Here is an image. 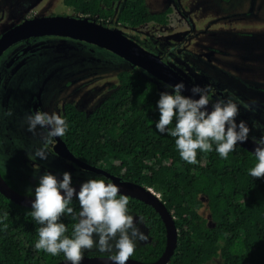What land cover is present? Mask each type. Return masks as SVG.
Listing matches in <instances>:
<instances>
[{
    "label": "trees",
    "instance_id": "obj_1",
    "mask_svg": "<svg viewBox=\"0 0 264 264\" xmlns=\"http://www.w3.org/2000/svg\"><path fill=\"white\" fill-rule=\"evenodd\" d=\"M63 3L74 12L113 18L128 26L164 24L171 11L168 6L151 11L145 0ZM167 86L140 67L121 68L117 82L93 110L66 102L61 116L68 125L62 139L73 154L123 179L152 187L169 210V134L156 128L158 101L162 92H169ZM175 123L174 119L170 127ZM175 140L170 135V212L178 228V244L170 264H205L218 256L223 264H264V177L250 175L257 163L255 154L237 144L222 158L213 142L211 151L197 150V163L189 164L181 158ZM0 172L13 188L34 195L20 189L1 168ZM127 196L128 210L144 217L151 236L149 242L136 246L132 257L153 261L165 247L164 222L150 204ZM203 197L208 200L212 225L202 214ZM69 206L79 211L77 197ZM31 212L32 206L18 204L0 191V264H53L65 258L63 253L53 256L35 249L41 225ZM62 222L71 237L75 221L65 216Z\"/></svg>",
    "mask_w": 264,
    "mask_h": 264
},
{
    "label": "rangeland",
    "instance_id": "obj_2",
    "mask_svg": "<svg viewBox=\"0 0 264 264\" xmlns=\"http://www.w3.org/2000/svg\"><path fill=\"white\" fill-rule=\"evenodd\" d=\"M145 2L151 11H159L167 5L172 7L167 25L146 23L136 30L113 19L110 24L121 28L128 36H131L129 33L139 36L159 33L163 38L177 39L183 28L189 27L190 20L195 22L196 32L184 41L185 48L209 59L215 66L210 69L214 70L217 80L230 85L264 110V0ZM66 10L68 7L63 0H0V31L27 15L63 14ZM12 46L0 56V168L17 177L20 172L33 171L34 166H38L42 175L51 172L62 180L65 171L71 175L72 171L67 168L69 163L53 148L49 146L51 154L47 161H32L28 156V152L42 146L39 134L44 131L37 128L34 135L27 130L25 116L32 114L30 105L36 102L40 111L61 115L63 102L61 105L60 102L67 99L88 110L109 93L110 85L117 82L119 69L133 66L108 49L67 36L48 35L8 59ZM93 63L96 64L90 66ZM68 79L73 80L72 85L66 84ZM9 110L11 116L5 114ZM82 170L87 172V169ZM22 176L24 183L19 188L29 189L33 185L29 176ZM75 181L72 175V183ZM203 201L202 214L212 225L208 200L203 197ZM128 212L139 219L138 213ZM138 227L149 239L136 241V246L151 240L146 224ZM84 254L103 253L93 249ZM205 264H223V259L218 256Z\"/></svg>",
    "mask_w": 264,
    "mask_h": 264
},
{
    "label": "clouds",
    "instance_id": "obj_3",
    "mask_svg": "<svg viewBox=\"0 0 264 264\" xmlns=\"http://www.w3.org/2000/svg\"><path fill=\"white\" fill-rule=\"evenodd\" d=\"M167 87L174 88V93H161L158 101L160 118L156 128L176 138V147L184 161L197 163V150L207 153L212 150L213 142L220 156L227 158L238 142L248 140L250 128L243 120L237 124L240 108L232 99L217 100L211 104L212 110L209 111L210 86L192 87V93L198 94L199 99L181 94L185 89L183 82ZM244 108L252 110L248 104ZM5 114L11 116L12 111ZM174 119L175 126L169 127ZM25 123L27 130L34 135L37 128L44 130L39 134L42 146L28 152L29 158L32 161H47L51 154L49 146H54L55 138L63 137L66 133L68 125L65 119L55 112L36 111L25 116ZM252 139L257 144L254 152L257 163L250 170V175L261 178L264 177V136ZM34 169V175H38L39 167L34 166ZM38 179L31 205V216L41 225L37 229L39 238L35 243L36 250L53 256L63 253L70 264H81L84 253L96 249L110 253L109 259L113 264H127L135 253L136 241L149 239L138 227L145 224L144 217L139 216L137 220V217L129 214V197L121 195L116 184L91 178L82 183L77 193L68 171L63 173L62 180L51 172L38 175ZM74 196L79 201L78 212L69 206ZM65 216L75 221L71 237L66 235L68 228L62 222ZM4 218H7V213Z\"/></svg>",
    "mask_w": 264,
    "mask_h": 264
},
{
    "label": "water",
    "instance_id": "obj_4",
    "mask_svg": "<svg viewBox=\"0 0 264 264\" xmlns=\"http://www.w3.org/2000/svg\"><path fill=\"white\" fill-rule=\"evenodd\" d=\"M41 34H56L74 37L104 47L127 60L133 67H140L153 75L156 79L169 85V63L166 62L158 52L146 48L136 39L126 35L121 28L105 25L88 16L40 14L25 17L0 31V55L9 45L17 40L26 38L30 35ZM180 82L185 84V89L181 94L192 97L193 99H199V95H194L191 89L194 85L200 84H195L170 63V85H175ZM211 104L212 102L210 99V105L208 106L209 111L212 110ZM34 109L35 112L38 111L36 108ZM237 144L252 153L255 152L257 147V144L250 135L247 141L238 142ZM52 148L55 153L77 163L79 166L91 170L98 175H104L106 178L97 179H104L106 183L116 184L121 194L136 197L150 204L161 216L166 229V243L161 255L157 259L147 262L130 257L127 264H164L169 260V210L158 192L150 186H146L131 179H123L103 167L82 160L70 151L62 137L55 138ZM85 181L86 180H80L72 183L77 193L82 183ZM0 191L14 202L25 206H31L32 201L35 199V195L20 192L9 185L1 172ZM177 244L178 228L175 218L170 212V259L175 252ZM110 255L111 254H84V259L81 264H113L109 259ZM53 264H70V262H67L66 259L63 258Z\"/></svg>",
    "mask_w": 264,
    "mask_h": 264
},
{
    "label": "flooded vegetation",
    "instance_id": "obj_5",
    "mask_svg": "<svg viewBox=\"0 0 264 264\" xmlns=\"http://www.w3.org/2000/svg\"><path fill=\"white\" fill-rule=\"evenodd\" d=\"M167 6L170 7V10L172 11V7L170 5H167ZM167 6L163 7L162 9L166 8ZM171 11H170V13H171ZM43 14H46V13H43ZM52 14H54V13H52ZM63 14H71V15H76V16H88L87 14H80V13L74 12L69 7H68V10H66V13H63ZM36 15H40V14H36ZM30 16H33V15H27L25 17H30ZM88 17L93 18L90 16H88ZM94 19H96V18H94ZM111 19H113V18H110L108 20H106V19H96V20L102 22L105 25L112 26L110 24ZM148 23L157 24L160 26V25H167L168 22H166L164 24L154 23V22H148ZM123 25L125 27L127 26L129 28H135L136 30L140 29L138 26H142V24L138 25V26H128L126 24H123ZM188 26L189 27H187V28H183L184 30L179 35V37L181 36L180 38L177 37V39H175V38L170 39V63L173 66H175L177 69H179L184 75H186L195 84H200L202 87L210 86L211 91H210L209 95H210V99H211L212 103H215L217 100L227 101L228 99H232L233 102L237 103V105L240 108V114L236 118L237 124H239V122L241 120L245 121L246 124L250 128V134L249 135L251 137H256L257 139H259L261 136H264V110L261 107H256L248 97L241 95L236 89H234L233 87L231 88L230 85L225 84L221 80H217V78L214 76V73H213L214 70L210 69V67L215 68V66H213L212 62L209 59L204 58L203 56H201L197 52H193V51L188 50L187 47L185 48L184 41H186V39L189 36H191L194 32H196L195 22L193 23L190 20V24ZM135 33H136V31H135ZM48 35H56V34L30 35L26 38H22L20 40H17L16 42L13 43L14 45L11 44L8 46V47H11L13 45L12 49H11V53L8 56V59H11V57L14 54H16V52L18 53V51L24 49V47H27V46H30V45H33L37 42L42 41ZM129 35L134 36L133 38H135L138 42H140L146 48H148L152 51L158 52L160 54V56L166 62L169 63V39L161 37V35L159 33L155 34V36L154 35H152V36H150V35L139 36L138 33H136V34L129 33ZM58 36H63V35H58ZM67 37H69V36H67ZM71 38H74V37H71ZM75 39H78V38H75ZM80 40H83V39H80ZM83 41H85V40H83ZM86 42L90 43L88 41H86ZM91 44H93V43H91ZM94 45H96V44H94ZM99 47H101V46H99ZM102 48H104V47H102ZM6 49L2 52V54L6 51ZM104 49H106V48H104ZM94 64H96V63H93L90 66L93 67ZM95 70L92 72V74L95 72ZM72 81L73 80L68 79L66 81V84L72 85ZM83 85H85V84H83ZM111 85H110V87H111ZM105 97H106V95L103 98H105ZM66 102H72L78 108L84 109L86 111L93 110L95 108V106L99 103L98 102L96 105L92 106L90 109L87 110L83 107H80L74 100H72V101L67 100V99L64 101L62 100L60 102V105L62 103L61 115L63 112L64 103H66ZM245 104L250 105L252 110L245 109L244 108ZM253 105H254V107H253ZM257 105H259V104H257ZM34 108H36L38 111L41 110L36 102H32V104L30 105V110H31L32 114L35 113ZM50 147L52 148V146H50ZM59 156H61V155H59ZM61 157L66 161L67 164L69 163L67 168L70 169L72 171V175L75 176V178H76L75 182L80 181V180H88L91 178H106L104 175H98L95 172L88 170V169H87V172H84V170H82V169H86V168L79 166L77 163H75L69 159H66L63 156H61ZM34 171L35 170L29 171V172L26 171L25 173L20 172L17 175V177H15L12 173H7V174L11 175V178L13 181H15L14 179H16L17 182L15 181V183L18 187L20 184L23 185V183H24V179H23L22 175H26L27 177L29 176V181H31V183L33 185L29 186V189H25V190H29V191L34 192L35 187L39 183L38 175H42L40 172L38 175H34ZM103 254H110V253H103Z\"/></svg>",
    "mask_w": 264,
    "mask_h": 264
}]
</instances>
